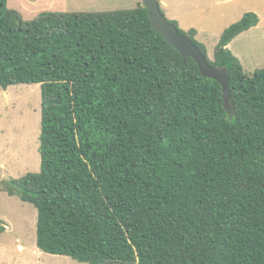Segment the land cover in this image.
<instances>
[{
	"label": "trees",
	"instance_id": "1",
	"mask_svg": "<svg viewBox=\"0 0 264 264\" xmlns=\"http://www.w3.org/2000/svg\"><path fill=\"white\" fill-rule=\"evenodd\" d=\"M162 11V10H161ZM164 14V12L162 11ZM222 86L136 8L43 12L0 0V88L40 84L41 170L3 183L38 211L37 247L87 264H264V68L183 31ZM5 231L0 220V234Z\"/></svg>",
	"mask_w": 264,
	"mask_h": 264
},
{
	"label": "rangeland",
	"instance_id": "2",
	"mask_svg": "<svg viewBox=\"0 0 264 264\" xmlns=\"http://www.w3.org/2000/svg\"><path fill=\"white\" fill-rule=\"evenodd\" d=\"M142 0H8V8L25 20L43 12L101 13L136 8ZM167 20L183 31L196 29L210 60L223 32L253 12L260 22L227 46L252 77L264 68V0H160ZM42 94L40 84L0 88V264H87L70 257L51 255L37 247V209L10 196L3 183L41 170L39 152Z\"/></svg>",
	"mask_w": 264,
	"mask_h": 264
},
{
	"label": "water",
	"instance_id": "3",
	"mask_svg": "<svg viewBox=\"0 0 264 264\" xmlns=\"http://www.w3.org/2000/svg\"><path fill=\"white\" fill-rule=\"evenodd\" d=\"M142 4L148 11L153 29L182 54L183 60L185 61L187 57L194 59L204 77L213 79L222 86L225 109L228 113H234L235 109L231 106L229 95L228 70L224 67L210 65L192 40L182 36L178 28L168 22L161 11L160 0H142Z\"/></svg>",
	"mask_w": 264,
	"mask_h": 264
},
{
	"label": "crops",
	"instance_id": "4",
	"mask_svg": "<svg viewBox=\"0 0 264 264\" xmlns=\"http://www.w3.org/2000/svg\"><path fill=\"white\" fill-rule=\"evenodd\" d=\"M258 26V25H257Z\"/></svg>",
	"mask_w": 264,
	"mask_h": 264
}]
</instances>
